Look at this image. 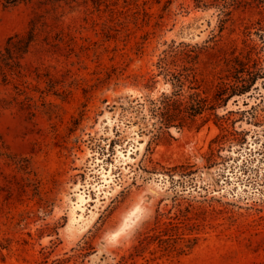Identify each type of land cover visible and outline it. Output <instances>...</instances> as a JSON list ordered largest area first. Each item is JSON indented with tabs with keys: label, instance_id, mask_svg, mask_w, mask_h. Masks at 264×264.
Here are the masks:
<instances>
[{
	"label": "rangeland",
	"instance_id": "1",
	"mask_svg": "<svg viewBox=\"0 0 264 264\" xmlns=\"http://www.w3.org/2000/svg\"><path fill=\"white\" fill-rule=\"evenodd\" d=\"M221 17L195 0H0V51L33 19L49 32L0 72V264H264V31ZM249 54L250 89L195 118L175 103L163 127L178 79L213 102Z\"/></svg>",
	"mask_w": 264,
	"mask_h": 264
},
{
	"label": "trees",
	"instance_id": "2",
	"mask_svg": "<svg viewBox=\"0 0 264 264\" xmlns=\"http://www.w3.org/2000/svg\"><path fill=\"white\" fill-rule=\"evenodd\" d=\"M6 5H15L18 2L30 1V0H2ZM85 2L88 0H84ZM94 3L100 4L105 0H92ZM196 8H210L215 7L220 10L221 17V28L223 29L226 23L229 21L230 16L234 12L250 13L253 16H257L256 21L245 25L246 33L250 32L252 28H258V31H264V0H195ZM47 24L42 22L39 24L37 20H31L29 28L24 33H17L9 37L7 44L3 50L0 51V72L6 77V68H12L14 62L24 57V55L29 51L32 44L38 40V36L41 32H49L46 30ZM63 32H57L55 38L59 41L63 39ZM259 33V32H258ZM48 37V36H47ZM46 37V38H47ZM252 49L256 47L252 46ZM251 59V54L246 57V59L235 55L232 59H228L227 64L230 65L229 71L248 73L249 78L245 79L244 82L239 85L225 84L221 87V92L215 95L213 102H208L206 98H202L200 93L194 92L189 94L188 101L185 100L186 97L183 94V89L185 82L178 79L179 91L172 96L163 97V106L161 112V123L164 128L169 129L174 123L173 118L169 114L173 105L179 104L180 106H185L187 109L188 116L190 118H195L201 115L206 110H215L222 102L228 101V99L237 93H244L252 86L253 79L252 75L254 70H250L248 63ZM161 67L169 72V62L167 59L161 61ZM257 64V63H256ZM260 73H257L259 76ZM187 81L193 83L192 79L187 78ZM195 81V80H194ZM192 88V87H190ZM171 101H173L171 103ZM216 118H221L217 113Z\"/></svg>",
	"mask_w": 264,
	"mask_h": 264
},
{
	"label": "bare ground",
	"instance_id": "3",
	"mask_svg": "<svg viewBox=\"0 0 264 264\" xmlns=\"http://www.w3.org/2000/svg\"><path fill=\"white\" fill-rule=\"evenodd\" d=\"M151 192H152V190H151ZM157 194V193H156Z\"/></svg>",
	"mask_w": 264,
	"mask_h": 264
}]
</instances>
